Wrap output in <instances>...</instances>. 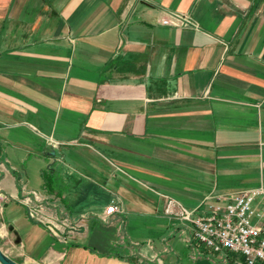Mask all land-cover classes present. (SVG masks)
<instances>
[{"label":"crops","instance_id":"crops-1","mask_svg":"<svg viewBox=\"0 0 264 264\" xmlns=\"http://www.w3.org/2000/svg\"><path fill=\"white\" fill-rule=\"evenodd\" d=\"M170 12L199 27L162 24ZM257 188L264 0H0V246L9 257L243 264L167 209L173 200L177 212L204 214ZM111 202L119 211L105 221Z\"/></svg>","mask_w":264,"mask_h":264},{"label":"built area","instance_id":"built-area-1","mask_svg":"<svg viewBox=\"0 0 264 264\" xmlns=\"http://www.w3.org/2000/svg\"><path fill=\"white\" fill-rule=\"evenodd\" d=\"M162 24L198 28L189 14L170 12ZM264 196L262 188L235 194L227 203L210 205L204 214H195L185 208L175 211L173 200L167 211L191 222L194 238L205 244L212 252H233L244 258L243 264H264V203L258 204ZM119 211V206L111 202L103 216Z\"/></svg>","mask_w":264,"mask_h":264},{"label":"water","instance_id":"water-1","mask_svg":"<svg viewBox=\"0 0 264 264\" xmlns=\"http://www.w3.org/2000/svg\"><path fill=\"white\" fill-rule=\"evenodd\" d=\"M0 263L1 264H21L15 261L14 259H12L11 257H9L7 254H5L3 250L1 249V246H0Z\"/></svg>","mask_w":264,"mask_h":264}]
</instances>
